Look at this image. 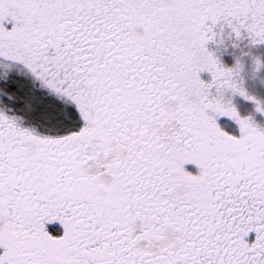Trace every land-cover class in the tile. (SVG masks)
Listing matches in <instances>:
<instances>
[{"label":"snow or ice","instance_id":"1","mask_svg":"<svg viewBox=\"0 0 264 264\" xmlns=\"http://www.w3.org/2000/svg\"><path fill=\"white\" fill-rule=\"evenodd\" d=\"M218 22L264 43V0H0V264H264V130L210 91L254 99Z\"/></svg>","mask_w":264,"mask_h":264},{"label":"trees","instance_id":"2","mask_svg":"<svg viewBox=\"0 0 264 264\" xmlns=\"http://www.w3.org/2000/svg\"><path fill=\"white\" fill-rule=\"evenodd\" d=\"M229 28L226 24L223 22H218V24L214 27V31L217 33V36L212 40L209 41L206 44V48L209 52L213 54V56L219 61V64L225 68H232L237 69V73L240 71L238 75L237 82L240 81V77L242 76L243 71L245 70L244 61L240 59V57H237L235 54V50H228L227 45L222 41V30L220 28L222 27ZM232 32V31H231ZM243 33V30H241V34ZM241 36V35H240ZM233 38V34L229 36V39ZM234 40V39H233ZM239 40V37L238 39ZM237 42V41H236ZM201 79L205 82H209L211 79V76L207 72H202L199 74ZM237 76V75H236ZM236 78V77H235ZM255 87V85H254ZM212 95L218 96V98H221L223 101L228 102V100L231 101V104H233L236 109L239 111V113L247 116V114L250 116L249 120L251 123L258 126L260 130H264V123L258 124L255 121V118L250 115L252 111H255L257 108V103L262 100H264V88L262 87V90L257 89H249L248 96L253 95V100L245 99L241 97V95H238L237 93H232L231 90H221L219 93L216 92L215 88L210 90ZM251 94V95H250ZM256 95V96H255ZM257 95L260 96L257 99ZM234 98V99H233ZM258 100V101H257ZM220 126L227 131L229 134L235 135L233 132L232 127L235 125V122L233 120H225V118H221L219 120ZM190 170V169H189ZM49 230L53 233L58 230L59 227L49 225Z\"/></svg>","mask_w":264,"mask_h":264},{"label":"rangeland","instance_id":"3","mask_svg":"<svg viewBox=\"0 0 264 264\" xmlns=\"http://www.w3.org/2000/svg\"><path fill=\"white\" fill-rule=\"evenodd\" d=\"M220 29L222 30V32H221L222 33V41L227 45L228 50H230V49L235 50L234 52H235L236 56L240 57V59H242L244 61V64L246 63L245 70L243 71L242 76L240 77V81H238V82H237V79H238V75H239L240 71L237 73V76L235 78L236 82L240 85V87H242L245 90L247 95L249 93V89L255 88V89L261 91L262 87L264 88V43H257V44L251 43L249 37L247 36V34L244 31L241 34V36L239 37V40H237L238 37L234 33L231 32L230 28H226L223 26ZM231 34H233V38L229 39V36ZM258 64H259V66H258ZM254 85H255V87H254ZM241 97H243V96H241ZM251 97H253V95H251ZM258 97L260 98L259 95H257V99H258ZM228 103L231 104V101L228 100ZM231 105L236 109V107L233 104H231ZM259 105L261 108H264V100L260 101ZM236 111L241 118H248V119L250 118V116L248 114H247V116H245V115L239 113V111L237 109H236ZM250 115L255 118L256 123H258V124L264 123V114H262L261 112H258L256 109H255V111H252L250 113ZM232 129H233V132L235 133L234 136L240 135L239 125L236 122H235V125L232 127ZM186 168H187V170L190 169L189 171H192L193 173L196 172V169L194 166L189 165V166H186ZM52 226L59 227L58 225H52ZM248 239L249 240L254 239V233H250Z\"/></svg>","mask_w":264,"mask_h":264}]
</instances>
